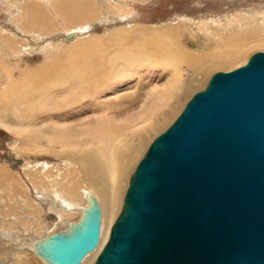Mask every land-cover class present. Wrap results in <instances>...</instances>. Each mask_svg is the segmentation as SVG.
<instances>
[{"label":"water","instance_id":"water-1","mask_svg":"<svg viewBox=\"0 0 264 264\" xmlns=\"http://www.w3.org/2000/svg\"><path fill=\"white\" fill-rule=\"evenodd\" d=\"M101 223L92 198L40 255L81 264L99 246ZM94 264H264V52L215 73L152 142Z\"/></svg>","mask_w":264,"mask_h":264},{"label":"bare ground","instance_id":"bare-ground-1","mask_svg":"<svg viewBox=\"0 0 264 264\" xmlns=\"http://www.w3.org/2000/svg\"><path fill=\"white\" fill-rule=\"evenodd\" d=\"M44 1L47 2V0ZM70 5L85 6L78 12L79 14L73 9L75 17L89 18L93 14L91 10L94 8L89 0H65L56 5L55 10L63 13L64 8ZM112 8L115 7L112 6ZM252 8L240 10L237 15L228 17L227 23L220 24V28L210 26L207 22L198 23L190 17H186L184 22L187 24V30L180 26L153 28V30L130 27L120 31L115 37L117 46L113 49L105 48L100 39L88 40L70 48L69 60L71 62L69 61L70 63L66 65V70V66L57 63L56 66L53 64L55 67L52 66L51 70H48L49 72L44 69L25 72L18 81L13 79L14 75L8 66L0 64L1 71L6 70L2 76L8 80V84L3 86L2 93L5 102H10V104L28 102L31 94L35 92L39 94L34 104L30 103L28 106L27 113L29 114L30 125H22L21 130L32 129L31 122L37 118L38 114L46 109L49 110L42 103H47L50 99L55 100V111L65 110L63 113L54 112L51 114L50 124L47 123V125L36 128L38 135L35 137L36 139L31 138V142H29L33 144L35 150L40 151L45 149L42 137H46L48 148L45 152L50 151L58 157L62 155L64 157L62 159H65L66 163L75 165L74 168L77 167L78 172L74 174L72 181H64V186L59 183L60 176H63V178L61 177L63 180L64 175L61 174V171L59 174H53L55 168L48 162L37 165L38 171H35L34 174L38 173V175H31L35 177L33 184L36 191L50 195L54 192L56 203L59 202L62 206V208L60 206V210L56 207V210L60 211L59 214H62L63 218L74 221L78 218L80 222L89 207L84 201H91L92 198H96L101 204V240L97 249L88 254L81 264H94L110 238L114 221L123 208L130 178L135 169V158L139 152L143 151L147 141L141 132L146 130H150L151 133H153L152 131L160 132L165 126L167 127L166 124L170 121V117L175 118L177 116L178 111L174 113L177 106H170V102L189 92L191 87V84L185 79L183 66H188L195 74L209 69V67L212 69L225 66L236 59L244 58L247 50L250 46L254 47L255 43L246 41L248 39H244L246 37H243L241 42L234 41V38L251 32L250 26L256 25L259 20L264 24V10ZM90 29L91 26L86 25L69 33V35H74L72 40L74 41L81 38L84 30ZM191 40H194L198 51L188 48L187 44L191 43ZM6 42L8 43L7 40ZM258 44L264 46V42ZM9 45L14 49L15 44ZM79 53L81 54L79 55ZM4 56L6 57L4 60L9 62L10 57H14L15 53L13 51L11 53L6 52ZM112 70L121 74L127 73V70L146 73L151 76L154 73H159L160 76L167 74L169 78L164 84L152 86L139 107L131 108L128 113H124L126 116L118 121L115 112H100L101 109L105 110L103 108L104 103L93 102L100 99L97 95L102 92L104 80ZM9 84L16 88L15 91H9L11 90L8 89ZM51 85L58 89H53L55 91L51 92L48 98V89ZM33 99L35 100L34 95ZM87 107L97 110L95 117L82 120L81 123L78 122L77 124L69 122L72 117L78 118L84 114ZM59 120H64L65 123H61ZM57 147L59 148L57 149ZM59 159L61 158L59 157ZM69 170L72 171L70 168ZM5 173L6 171L0 167V178L10 180ZM46 177L48 180H53L56 185L58 183L56 188L53 187L52 193L46 186V184L48 185ZM15 180L17 179L15 178ZM49 187L51 188V186ZM44 196L46 197V195ZM10 198L12 199V196ZM80 200H84L85 205L80 203ZM50 209L55 210L54 206H51ZM71 220L69 223L73 227L74 221Z\"/></svg>","mask_w":264,"mask_h":264},{"label":"rangeland","instance_id":"rangeland-1","mask_svg":"<svg viewBox=\"0 0 264 264\" xmlns=\"http://www.w3.org/2000/svg\"><path fill=\"white\" fill-rule=\"evenodd\" d=\"M62 1L65 0H47V2L44 0H0V62H2L0 64L8 66V69L12 70L15 81L20 80V77L25 72L41 71L43 69L50 71L51 67L56 66L57 63L65 67L71 62L69 60L70 48L88 40L100 39L105 48L113 49L117 46L115 37L118 36L120 31L130 27H142L153 30V28L180 26L182 29L187 30V24L184 22L186 17H190V19L196 20L198 23L207 22L210 26L220 28V24H226L228 17L237 15L240 10H248L251 7H253L252 9L264 10V0H237L238 2L236 0H89L94 8V10H91L93 14L89 18H79L80 16H74L73 9L78 13L85 6H66L64 8L65 11L62 13L56 11L57 9L55 10V6L59 3L61 4ZM112 6L115 8L113 9ZM30 8L33 10L30 11ZM260 23L261 21L259 20L256 25L250 26L251 32L234 38V41L241 42L242 38L246 37L244 38H248L246 41L249 40L248 42L252 41L255 43L254 47L250 46L247 50L244 58L236 59L225 66L212 69L209 67L210 70L207 68L195 74L191 68L186 65L183 66L185 79L191 84L190 90L182 94L179 97L180 99L176 97L172 100L173 102H170V106H177L174 113L178 112L175 118L173 116V118H169L171 122L168 121L167 127L165 126L160 132L152 131L153 133H151L150 130L141 132L147 141L143 151L139 152L135 158V169L152 142L175 122L189 100L197 92L204 90L208 86L211 77L215 73L232 71L245 65L253 54L264 52V46L258 44L264 42V24ZM86 25H90L91 29L88 31L84 30L80 39L74 41H72L74 38L68 39L71 36L69 33ZM191 41V43L187 44L188 48L198 51L194 40ZM9 44H15L14 49ZM5 51L9 53L13 51L15 53L14 57H10L9 62L4 60L6 59L4 56ZM4 72L6 70L1 71L0 68V167L6 171L5 175L10 180L7 181L6 178H0V264H49L40 255L39 246L54 232L70 230L72 228L70 226L71 223H69L71 219L63 218L62 214H59L60 211L56 210L57 208L59 210L62 208L61 204L59 202L57 204L54 199L53 187L56 188L58 183L56 185L53 180H48L46 177L48 182L46 186L51 190V193L53 192V195L45 194L44 192L42 194V192L35 190L33 184L35 177L33 176L38 175V173L34 174L38 171L36 166L43 162L53 165L55 168L53 174H59L61 171V174L64 175L63 180V176L59 178V183L63 184V186L65 185L64 181L73 180L74 174L78 172V169L77 167L74 168L75 165H71L69 162L66 163V160L62 159L64 158L62 155H59L62 159L61 161L52 152H45L48 148L46 137H42L45 149L43 148L40 151L34 149L30 139L37 137L36 128L51 122L49 119L51 114L54 112L63 113L65 110L55 111V100L50 99L47 103H42L49 110L46 109L48 111L45 110L38 114L37 118L31 122L32 129L21 130L22 125H30L28 121L29 114L27 113L28 106L30 103L34 104L39 94H36V92L31 94L28 102L17 104L5 102L2 93L3 86L8 84V80L2 76ZM116 72L112 70L107 74L103 90L97 95L100 99L93 102L104 103L103 108L105 110L101 109L100 112H115L118 121L124 118L126 116L124 113H128L131 108L139 107L152 86L164 84L169 78L167 74L160 76L159 73H154L151 76L133 70H127V73L124 74ZM8 89H11L9 91L12 92L16 88L9 84ZM53 89L57 90L58 88L51 85L50 89H48V98L51 92L55 91ZM76 110L78 111L79 108ZM76 110L75 113L77 112ZM96 114L97 110L87 107L84 114L78 116V118L72 117L69 122L81 123L82 120H89V118L95 117ZM59 121L65 123L64 120ZM27 142L28 146L26 145ZM70 171L71 173L73 172L72 175L69 173ZM16 190L19 191L17 192ZM12 191L15 194H12ZM83 201L80 200V203L84 204L85 202L86 206L91 205V201ZM51 206H54L55 210L50 209ZM76 219L75 221L71 220L74 221V225L79 223L80 220ZM57 223L60 224L58 225Z\"/></svg>","mask_w":264,"mask_h":264}]
</instances>
